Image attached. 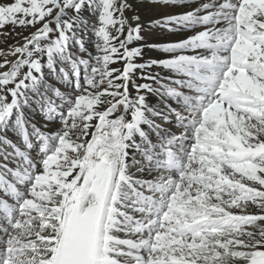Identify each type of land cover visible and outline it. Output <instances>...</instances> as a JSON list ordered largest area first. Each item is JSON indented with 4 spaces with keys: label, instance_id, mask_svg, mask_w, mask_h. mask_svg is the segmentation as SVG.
<instances>
[{
    "label": "snow or ice",
    "instance_id": "6c2138e0",
    "mask_svg": "<svg viewBox=\"0 0 264 264\" xmlns=\"http://www.w3.org/2000/svg\"><path fill=\"white\" fill-rule=\"evenodd\" d=\"M128 7L126 0H0V28L44 21L23 46H9V54L19 58L0 72V130L11 126L27 150L36 137L41 154L35 164L0 136V145L12 147L27 165L8 170L13 183L0 175V189L14 200L0 199L7 224L0 228V264H124L121 257L127 264H264V0H211L161 18L156 23L169 31L172 25L205 30L184 41L149 45L168 58L141 65L134 61L142 49L128 47L142 39L141 27H132L124 15ZM86 8L97 15L91 29L95 53L81 35L88 30ZM189 49L209 54H183ZM119 60L123 71L109 67ZM9 64L4 59L0 69ZM153 66L186 78L165 79L188 90L161 85L162 94L182 104L187 115L166 105L184 131L165 133L159 152L141 125L159 134L146 113L168 117L149 108L145 96H128L130 74ZM45 67L74 87V96L46 85ZM142 78L157 79L150 72ZM105 82L108 87L101 88ZM135 87L152 91L149 84ZM29 91L38 97L46 121H60L54 134L35 125L29 131L23 113ZM104 104L109 107L100 111ZM121 106L131 119H109ZM94 120L99 124L93 134ZM135 134L147 142V160L169 173L141 185L151 195L136 191L134 183L141 182L127 174L128 142ZM187 140L191 144L185 149ZM176 143L183 156L171 150ZM129 201L141 219L128 214ZM252 205L261 214L248 212ZM117 232L137 238H120Z\"/></svg>",
    "mask_w": 264,
    "mask_h": 264
},
{
    "label": "bare ground",
    "instance_id": "6f19581e",
    "mask_svg": "<svg viewBox=\"0 0 264 264\" xmlns=\"http://www.w3.org/2000/svg\"><path fill=\"white\" fill-rule=\"evenodd\" d=\"M127 4L130 5L124 13L125 17L128 19L129 24L132 27H136L139 25L141 27L140 35L142 36L141 40H134L129 48L139 47L142 49V55L135 59L134 63L137 65L146 64L152 60H162L168 58V54L159 51L155 47H149V45H163L169 43H176L180 41H184L189 39L190 37L198 34L200 31L205 30V26L203 25H195L191 27H181L177 25H172L171 31L162 28L156 22L159 21L163 17H172V16H180L187 12L194 11L199 8L203 3H210L211 0H169V2H164V0H126ZM201 15L207 13H200ZM83 19L88 24V30L86 35L81 33L84 38L86 47L92 53H95V49L90 50V47H93L92 41L96 38L93 35L91 29L93 25L97 24V15L90 12L87 8L83 10ZM134 17H139V19H134ZM207 27H212V25H208ZM127 33V28H125V35ZM124 37L122 36L121 39ZM43 43V42H42ZM72 51L78 52V49L73 47ZM79 55H85L78 52ZM183 54L186 55H208L209 53L206 50H185ZM67 69V66H64ZM110 68H116L123 71L125 67V63L122 60H119L117 63L109 66ZM59 68V65H58ZM26 72L24 69L22 70ZM4 72V71H1ZM81 72H83V68L81 67ZM151 73L152 76L157 77L155 81L153 80H145L142 78V75ZM115 75V74H114ZM170 77L172 80L176 79H186L184 77H180L177 74L170 72L162 67L153 66L149 68H136L130 74V81L128 82V96L129 99L135 100L138 95H143L146 98V104L149 108L155 110L158 113H162L168 117L167 124L163 123V118L160 115H153L151 112H147L146 116L148 119L152 120L154 124L159 125L160 133L157 136L151 135V128L148 125H141V128L147 133L148 140L150 139L151 144L155 145V151H160V144L162 142L161 137L165 135V133H173L176 136H180L183 133V129L177 126V120L172 119V114L168 112V108L166 105H171L172 108L176 109V111L180 112L181 115H187V112L182 107V104L177 103L175 100L163 95V89L161 87L162 84H168L172 87H177V90L188 93L187 89L180 88L178 85L171 84L170 80H166L165 78ZM43 81L46 85L51 88H59L66 96H74L75 89L74 87H70L68 84H65L61 81H58L55 76L51 73L48 68L43 69ZM117 84H123L122 80H115ZM81 83L83 80L81 78ZM149 84L151 85L152 91H148L147 89H143L140 92H137L136 85ZM11 87V85L9 86ZM107 82L101 85V88H107ZM41 91H44V88L41 87ZM110 91L113 89H109ZM122 92L123 89L121 88ZM51 95V92L48 93ZM30 97V102L28 106L23 108V113L25 119L29 121V131H31L32 125H35L42 132L46 134H54L59 130L60 121L57 119L55 121H46L44 117V113L41 111L40 105L36 102L38 97L31 91L28 92ZM10 99V97H9ZM105 100H113L112 97H104ZM59 103V101H57ZM109 107L108 104H104L99 106L100 111H104ZM125 116L126 120H130V113L126 112L123 106L118 107L116 112L109 117V119H116L119 116ZM94 127L89 129L90 133H96V125L99 124L98 120H94ZM0 136H6L10 141L16 144L21 150L26 152L33 163L39 164V145L40 141L36 137L31 138V142L33 143V147L35 146V142H38L37 152H32L31 150H27L23 142L15 135L11 126L7 130H0ZM87 140H91V135L86 137ZM190 141V140H189ZM184 141V148L188 149L190 147V142ZM131 146L127 149V174L132 177L133 181H140L141 184H135L134 187L136 191L142 192L144 195H151L148 191L147 187H142L141 185L146 181H156L161 175L167 176L169 173L164 171L163 169H158L155 163H150L147 158L144 156V150L146 148L147 142L141 138L138 134H135L131 141L128 142ZM171 150L176 152L178 155L183 156L184 153L180 148V144L176 143L171 146ZM15 150L10 146L0 145V175H3L4 179L7 182L13 183L14 177L9 173V169L15 171L17 170V166L25 167V161H23L19 156L14 154ZM6 157V159H5ZM143 158V159H142ZM12 159V161L10 160ZM159 159H163V157H159ZM145 160V161H144ZM13 163H17L18 165H14ZM174 175V174H173ZM251 183V182H249ZM259 188V185H255ZM21 192L26 191L24 185H17ZM129 197L135 199V193L130 189L127 190ZM0 199L6 200L9 203H14V200L11 196H9L3 189H0ZM129 207L126 209L128 214L133 216L135 219H141V214L139 212L133 211L131 207V201L128 202ZM234 212H238L239 210L233 209ZM248 212L254 214H261L260 209L256 208L254 205L250 206L247 209ZM0 216V220H1ZM3 219V217H2ZM0 228L6 227L7 224L4 221H0ZM116 236L120 238H131L136 239L137 236H126L123 232L115 233ZM146 235V233H145ZM0 236H3V233L0 232ZM146 255V253H142ZM124 261V264H127V259L124 257L120 258Z\"/></svg>",
    "mask_w": 264,
    "mask_h": 264
},
{
    "label": "rangeland",
    "instance_id": "374dc122",
    "mask_svg": "<svg viewBox=\"0 0 264 264\" xmlns=\"http://www.w3.org/2000/svg\"><path fill=\"white\" fill-rule=\"evenodd\" d=\"M69 15H72V13L70 11H69ZM47 19H52V18H46V20ZM43 23H44V21H42L39 24L29 25V26H26V27L17 26V25H13V24H6L3 28H0V49L3 50L2 54H0V62H3L4 59H7L8 61H10V64L7 67H5V68L0 69V72L1 71H9L10 67H11V63H15V61L19 58L18 55L17 56H13V55L9 54V52L11 51L9 46H12L13 48L15 46H23V44L25 43V39L24 38L25 37H30L31 34L34 33L38 28L42 27ZM50 27L55 28V23L54 22L51 23ZM51 38H55V33H53L51 35ZM42 42L43 43H47V41H42ZM93 49H95V48L94 47H90V50H93ZM77 54H78V52H77ZM24 70L27 71V68H25ZM171 114H172V119L177 120L176 119V115L174 113H171ZM168 121L163 119V123L164 124H167ZM171 134H173V133H171ZM151 135L152 136H157L159 134L156 131L151 130ZM149 141H150V139H149ZM188 141L189 140H187L186 142H188ZM37 148H38V142H35V146L33 147V151L32 152H37ZM38 153H39V151H38ZM10 160L12 161V159H10ZM13 164L14 165H18L17 163H13ZM26 166L27 165L25 163V167ZM8 183H10V182H8ZM0 221H4L6 223V221L4 219H2V217H1Z\"/></svg>",
    "mask_w": 264,
    "mask_h": 264
}]
</instances>
